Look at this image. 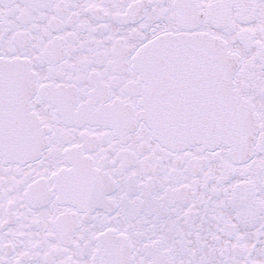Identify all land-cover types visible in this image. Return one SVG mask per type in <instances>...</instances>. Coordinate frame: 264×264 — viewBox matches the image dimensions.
Returning a JSON list of instances; mask_svg holds the SVG:
<instances>
[{
  "label": "snow or ice",
  "instance_id": "snow-or-ice-1",
  "mask_svg": "<svg viewBox=\"0 0 264 264\" xmlns=\"http://www.w3.org/2000/svg\"><path fill=\"white\" fill-rule=\"evenodd\" d=\"M0 264H264V0H0Z\"/></svg>",
  "mask_w": 264,
  "mask_h": 264
}]
</instances>
